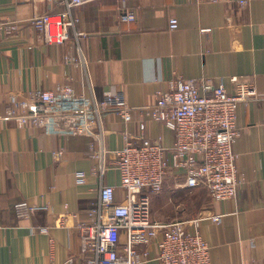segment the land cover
I'll list each match as a JSON object with an SVG mask.
<instances>
[{"label":"crops","instance_id":"1","mask_svg":"<svg viewBox=\"0 0 264 264\" xmlns=\"http://www.w3.org/2000/svg\"><path fill=\"white\" fill-rule=\"evenodd\" d=\"M63 9L62 0H0V18L20 21L15 33L0 39V108L12 97L55 92L66 83L96 101L120 92L132 107L131 120L104 112L105 147L121 148L126 133L132 141L142 135L171 146L173 131L161 122L146 119L140 131L137 109L153 104L170 79L211 86L223 79L228 91L232 77L251 83L257 97L238 104L232 146L241 179L237 196H210L199 214L222 216L218 223L202 221L199 230L212 264H264V0H91L71 9L77 22L67 40L46 44L31 19ZM126 11L134 20L120 19ZM170 18L178 21L174 30ZM90 143L86 136L62 137L0 119V264H86L90 253L81 250L78 225L88 222L99 185L115 186L116 204L126 198L110 156L93 158ZM78 171L85 173L83 184ZM183 180L169 170L164 186L184 188L178 186ZM18 201L45 208L19 218L11 208ZM149 252L142 264H161L154 244Z\"/></svg>","mask_w":264,"mask_h":264},{"label":"built area","instance_id":"2","mask_svg":"<svg viewBox=\"0 0 264 264\" xmlns=\"http://www.w3.org/2000/svg\"><path fill=\"white\" fill-rule=\"evenodd\" d=\"M88 1L91 0H62L65 9L58 14H37L31 23L46 44H61L77 22L71 9ZM240 3L245 4V0ZM134 17L132 11L120 14L123 21H132ZM19 22L0 18V39L15 33ZM177 27V19L170 18L169 28ZM230 80L232 91L227 90L223 79L211 86L203 80L174 77L166 90L156 92L153 104L137 108L142 115L138 122L140 131H144L146 119L161 122L173 131L171 146L142 135L140 140L132 141L126 133L121 148L105 147L104 112H117L125 123L131 120L132 107L120 92L105 93L96 101L66 83L55 92L35 89L27 97H12L0 108V119H11L19 127L31 126L62 137L86 136L91 139L93 158L103 160L106 154L110 156L126 198L116 204L115 186L99 185L98 198L88 209V222L78 225L81 250L90 253L86 264H142L151 258V244L157 247L154 258L161 264H212L210 246L199 226L204 220L218 223L222 215L198 214L182 220L156 221L150 216V198L163 190L169 170L176 176L183 175L184 180L178 186L204 187L216 201L237 196L241 179L232 147L239 134L237 106L255 99L257 93L249 82L236 77ZM53 154L58 159L62 150ZM76 177L78 184L85 182L83 171L76 172ZM11 208L17 217L29 219L45 207L18 201Z\"/></svg>","mask_w":264,"mask_h":264},{"label":"rangeland","instance_id":"3","mask_svg":"<svg viewBox=\"0 0 264 264\" xmlns=\"http://www.w3.org/2000/svg\"><path fill=\"white\" fill-rule=\"evenodd\" d=\"M210 195L204 187L171 188L163 190L150 198L152 220L170 222L193 218L208 204Z\"/></svg>","mask_w":264,"mask_h":264}]
</instances>
